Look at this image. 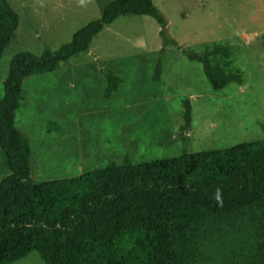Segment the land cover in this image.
Returning a JSON list of instances; mask_svg holds the SVG:
<instances>
[{"label":"rangeland","instance_id":"1","mask_svg":"<svg viewBox=\"0 0 264 264\" xmlns=\"http://www.w3.org/2000/svg\"><path fill=\"white\" fill-rule=\"evenodd\" d=\"M109 1L9 0L19 23L0 57V97L13 54L57 49ZM153 1L164 27L151 16H121L86 52L24 79L15 124L29 140L34 182L263 138L264 0ZM211 42L229 48L241 83L214 90L201 64L188 59ZM107 70L121 78L108 96ZM184 99L191 121L183 132ZM8 173L0 150V180ZM11 264L44 262L31 251Z\"/></svg>","mask_w":264,"mask_h":264},{"label":"trees","instance_id":"2","mask_svg":"<svg viewBox=\"0 0 264 264\" xmlns=\"http://www.w3.org/2000/svg\"><path fill=\"white\" fill-rule=\"evenodd\" d=\"M140 15L166 25L153 0H111L57 49L10 58L0 97V150L9 170L0 180V264L31 251L44 264H264V136L229 147L182 149L170 158L111 163L76 176L30 177L29 140L15 124L24 79L86 52L119 17ZM18 23L9 0H0V57ZM186 55L201 64L214 90L243 80L222 43ZM160 73L157 60L153 79ZM105 78L108 96L121 78L112 70ZM182 119L184 132L191 121L188 99Z\"/></svg>","mask_w":264,"mask_h":264},{"label":"clouds","instance_id":"3","mask_svg":"<svg viewBox=\"0 0 264 264\" xmlns=\"http://www.w3.org/2000/svg\"><path fill=\"white\" fill-rule=\"evenodd\" d=\"M214 198L217 201H220L221 200V194H220V190L219 189H217L216 192L214 193Z\"/></svg>","mask_w":264,"mask_h":264}]
</instances>
